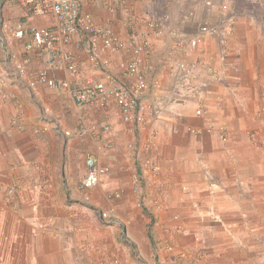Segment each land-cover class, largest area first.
I'll use <instances>...</instances> for the list:
<instances>
[{
    "label": "crops",
    "instance_id": "obj_1",
    "mask_svg": "<svg viewBox=\"0 0 264 264\" xmlns=\"http://www.w3.org/2000/svg\"><path fill=\"white\" fill-rule=\"evenodd\" d=\"M105 1L86 0L84 6L96 21L109 22L126 38L123 16L109 13ZM215 1V7L202 0L135 1L139 14L164 9L174 27L191 34L199 33L200 23L217 24L222 3L229 4L236 19L228 54L216 35L209 34L204 45L187 54L173 51L169 34L152 38L151 77L162 82L159 95L165 107L136 133L113 99L86 111L69 91L32 86L43 60L39 52L26 75H15L5 49L19 54L23 47L12 25L5 31L0 27V264H99L94 245L105 247L114 264H264V0ZM6 3L9 20L59 24L53 14L31 15L27 7ZM192 9L195 17L185 20L183 14ZM2 38L10 44L5 47ZM66 48L77 54L82 76L102 79L103 72L77 43ZM201 52L220 79L199 68L193 77L201 93L176 96L182 74L177 63L190 64ZM123 57L126 53L115 54L114 62ZM49 74L69 77L67 71L49 69ZM202 99L209 111L199 117L195 110ZM142 100L151 103L154 92L149 89ZM17 112L23 128L12 124ZM105 121L111 132L103 131ZM83 126L88 129L84 134L79 131ZM193 127L200 132H192ZM108 138L111 148L103 147ZM150 140L156 143L151 155L158 159L159 174L142 170L138 161L149 155L142 148ZM90 155L111 172L85 201L79 183ZM136 170L142 171L138 190ZM12 185L16 190L8 201ZM102 211L110 217L103 218ZM178 224L188 233L176 232L168 250L164 229Z\"/></svg>",
    "mask_w": 264,
    "mask_h": 264
},
{
    "label": "built area",
    "instance_id": "obj_2",
    "mask_svg": "<svg viewBox=\"0 0 264 264\" xmlns=\"http://www.w3.org/2000/svg\"><path fill=\"white\" fill-rule=\"evenodd\" d=\"M2 1V0H1ZM13 4L27 7L31 15L53 14L59 24L57 27L37 26L25 22V20H9L0 17V27L6 30V26H13L14 37L22 44L23 50L17 53L12 49H5L6 60L12 64L15 75H26L32 56L39 52L43 60L41 67L33 73L31 85L42 83L50 88L66 90L71 93L76 104L86 111L97 108L103 99L114 100L119 107L122 118L126 124L131 125L130 130L137 132L141 125L148 124L156 115L164 109V102L159 95L162 89V82L151 77L155 65L153 62L154 47L152 38L171 35L174 38L173 51L187 54L189 51L197 50L205 44L207 36L216 35L219 37L223 53L228 54L230 47L228 38L234 33L236 19L230 12L228 3L220 5V16L217 24L200 23L197 34H191L174 27L169 22L167 11L161 9L160 14L146 12L139 14L136 9V0H106L104 7L111 14H121L126 29V38H123L109 22L96 21L93 13L85 9L86 0H8ZM170 3H177L187 0H168ZM207 7H215V0H202ZM3 2V1H2ZM163 8V7H162ZM158 13V12H157ZM196 15L195 10H188L183 14L185 20H192ZM2 44L8 45V38H2ZM71 43L77 45L84 51L90 63L103 72L102 79L95 76H82L78 70V56L66 48ZM10 44V43H9ZM126 53V57L114 62V55ZM170 59L168 60V63ZM227 66L226 63L223 64ZM181 75L177 76L175 95L186 98L190 94L201 93V87L193 75L199 68H205L209 74L220 79L219 71L212 65L211 61L201 52L195 61L189 63H177ZM49 69L54 71H67L69 77L57 79L49 74ZM119 71V76L116 74ZM154 92V100L151 103H144L143 96L148 91ZM19 107L20 103L16 101ZM209 111L206 100L199 101L196 107V115L204 117ZM12 124L24 127L21 112L12 117ZM103 131L111 132L112 125L109 121L101 123ZM87 127L79 131L86 133ZM192 132H200V128L193 127ZM208 132L214 130L212 125L206 127ZM155 132V131H154ZM71 135V131H65ZM225 138V135H222ZM112 139L103 141V147L111 148ZM135 142L130 147H135ZM156 148L154 140L147 141L142 150L149 155L138 159L142 170L149 169L154 174L160 173V165L156 156L151 155ZM87 173L79 183V189L84 192V200L89 201L88 191L96 187L111 172V168L98 163L97 159L90 155L86 160ZM134 190L142 186V171L136 170L133 173ZM14 185L7 190V200L15 192ZM163 189L158 188L162 194ZM117 192L115 197H119ZM143 199L139 201L142 205ZM103 218H109L107 211H102ZM175 219L179 216L175 215ZM165 243L166 249L171 250L174 244L176 232L188 233L182 224L173 228L166 227ZM93 248V247H92ZM96 261L99 264H114L113 258L108 255L107 249L101 245H94ZM125 264V263H123Z\"/></svg>",
    "mask_w": 264,
    "mask_h": 264
},
{
    "label": "rangeland",
    "instance_id": "obj_3",
    "mask_svg": "<svg viewBox=\"0 0 264 264\" xmlns=\"http://www.w3.org/2000/svg\"><path fill=\"white\" fill-rule=\"evenodd\" d=\"M7 3L5 2V0H4V2H1V0H0V17L2 16H4V17H8L7 16V13L3 10V5H6ZM10 5L12 4V3H9ZM17 5V4H16Z\"/></svg>",
    "mask_w": 264,
    "mask_h": 264
},
{
    "label": "clouds",
    "instance_id": "obj_4",
    "mask_svg": "<svg viewBox=\"0 0 264 264\" xmlns=\"http://www.w3.org/2000/svg\"><path fill=\"white\" fill-rule=\"evenodd\" d=\"M2 2V1H1ZM3 2H4V0H3ZM5 2H9L8 0H5ZM9 3H11V2H9ZM13 4V3H12ZM2 17V16H1ZM4 17V16H3Z\"/></svg>",
    "mask_w": 264,
    "mask_h": 264
}]
</instances>
